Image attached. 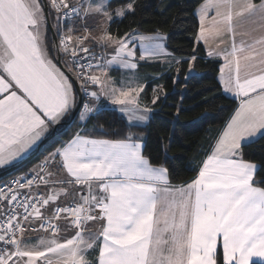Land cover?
I'll return each instance as SVG.
<instances>
[{"label":"snow or ice","instance_id":"6c2138e0","mask_svg":"<svg viewBox=\"0 0 264 264\" xmlns=\"http://www.w3.org/2000/svg\"><path fill=\"white\" fill-rule=\"evenodd\" d=\"M136 8V0L114 11L110 0H0V169L20 167L76 113L81 121L41 163L0 185V264H264V162L245 153L264 139V0H203L195 13L194 40L223 60L220 83L239 105L180 184L133 130L154 111L136 72L141 61L172 57L178 78L198 57L176 59L159 29L113 34L110 22ZM245 20L251 30H240ZM114 66L128 78L117 83ZM161 95L157 85L151 105ZM102 98L126 117L120 130L88 127ZM40 231L47 235H28Z\"/></svg>","mask_w":264,"mask_h":264},{"label":"trees","instance_id":"16d2710c","mask_svg":"<svg viewBox=\"0 0 264 264\" xmlns=\"http://www.w3.org/2000/svg\"><path fill=\"white\" fill-rule=\"evenodd\" d=\"M127 2L128 0H110L113 11ZM136 2L134 16L123 20L114 18L110 22L109 28L113 34L123 36L132 29L154 34L156 29H159L168 36L166 47L173 55L188 57L195 50L198 57L194 64L195 74L188 77V65L184 63L180 66L177 80L175 69L165 68L161 63H143L138 68L143 76L161 74L156 81H160L167 95H161L157 104L151 105L154 81L152 78L147 81L143 96L154 111L148 124L133 130L142 135L145 155L150 157L153 163L166 162L172 174L173 184L184 183L196 175L195 170L210 152V146L235 110L237 102L222 91L218 80L221 62L209 58L204 46L194 40L198 30L195 11L203 0H136ZM49 36L52 37L50 31ZM94 48L97 55H100V50L96 46ZM79 123L81 122L78 114L76 119L50 141L37 157L0 179V183L27 173L49 151L68 139ZM125 123L126 120L120 113L105 107L88 127L103 124L106 128L112 126L115 130H120ZM59 129H62V126ZM245 153L248 159L258 164L264 162V139L247 146Z\"/></svg>","mask_w":264,"mask_h":264},{"label":"rangeland","instance_id":"374dc122","mask_svg":"<svg viewBox=\"0 0 264 264\" xmlns=\"http://www.w3.org/2000/svg\"><path fill=\"white\" fill-rule=\"evenodd\" d=\"M118 19H120V18H118ZM89 24L90 25H92V26H94L95 24H96V21H93V20H90L89 21ZM140 32V31H139ZM142 34H144V35H152V34H147V33H144V32H141ZM95 34H99V30H97V33H95ZM96 45L93 43V44H90V47H95ZM168 50V49H167ZM109 51V53L111 52V49H109L108 50ZM137 51L139 52V48L137 47ZM169 51V50H168ZM170 52V51H169ZM171 53V52H170ZM176 59H181V58H184V57H180V56H175V55H173ZM172 59V57H168V58H165V59H163V60H158V61H151V60H149V61H141L140 62V64H143V63H161L162 65H163V67H165V68H169V63H168V61L169 60H171ZM172 68H176V65L173 63L172 64V66H171ZM139 68V67H138ZM176 72V71H175ZM193 74H195V72L193 71L191 74H188V77L189 76H191V75H193ZM109 75L117 82V83H119L121 80H125V79H127L128 78V76L130 75V74H128L125 70H123V69H120L118 66H114L113 67V69L112 70H110V72H109ZM160 76H161V74H154V75H151L150 77H147V76H143L140 72H139V70H137V72H136V77H138L139 78V82L140 83H143V84H145L146 85V87H145V91H146V88H147V84H148V82L147 81H149L150 80V78H152L153 79V81H154V86H153V89L154 88H156V86L157 85H161V83H160V81H156V79H158V78H160ZM178 78H179V76H178ZM177 78V76H176V80L178 79ZM152 81V82H153ZM145 91H144V93H145ZM144 93H142L141 95L143 96L144 95ZM153 95V94H152ZM105 102H106V104H105V107H109L110 105H108V102L105 100ZM107 105V106H106ZM110 108H111V106H110ZM126 118V117H125ZM150 119V118H149ZM149 122V121H148ZM148 124V123H147ZM143 126H145V125H143ZM45 235H47V234H44V235H42V236H45ZM33 239L34 238H37V237H32Z\"/></svg>","mask_w":264,"mask_h":264},{"label":"water","instance_id":"95a60500","mask_svg":"<svg viewBox=\"0 0 264 264\" xmlns=\"http://www.w3.org/2000/svg\"><path fill=\"white\" fill-rule=\"evenodd\" d=\"M51 32V31H50ZM51 36H53L52 32H51ZM54 38V37H53ZM58 67L61 68L62 71L65 72L66 75H68L70 78H72L74 76L73 73L69 72L67 68L64 67L63 61H58L57 62ZM79 83H74V88L79 91ZM79 113H76L70 120H68L67 122H63L62 123V129H59V126L56 127V129H53L52 132L50 133V136L48 139H46L44 142H42L41 146L39 147L38 150H36L31 156L30 158L26 159L24 161V163L18 167V168H12L10 171H2L0 172V179H2L3 177H6L8 175H10L11 173H14L15 171L19 170L21 167H23L24 165H26L28 162H30L31 160H33L35 157H37L44 149V147L50 142L52 141L54 138H56L62 131H64L77 117Z\"/></svg>","mask_w":264,"mask_h":264},{"label":"crops","instance_id":"0c3cea01","mask_svg":"<svg viewBox=\"0 0 264 264\" xmlns=\"http://www.w3.org/2000/svg\"><path fill=\"white\" fill-rule=\"evenodd\" d=\"M201 6V5H200ZM200 6L196 9V11H195V13H197V11H198V9L200 8ZM197 16V15H196ZM197 18H198V16H197ZM253 27V25L252 24H250L248 21H242V23H241V29L240 30H242V31H245V30H251V28ZM254 35L255 34H258V33H253ZM238 39H239V37H238ZM203 46H204V48H205V51H206V54H207V51H208V49L205 47V45H204V43L203 42H200ZM221 47H223V45H221ZM208 56V55H207ZM210 58V57H209ZM211 59H215V60H218V61H220L221 62V65H220V67L223 65V60L222 59H218V58H211ZM58 66V65H57ZM219 78H220V72H219V76H218V80H219ZM219 83H220V80H219ZM220 85H221V87H222V91H223V85L220 83ZM223 93L226 95V96H228V97H231V98H233L236 102H237V104H236V108L238 107V105H239V100L238 99H236L233 95H231V94H227V93H225L224 91H223ZM101 103L103 104V105H105L106 104V102H105V100H103V98H102V100H101ZM107 106V105H106ZM110 107V106H109ZM235 108V109H236ZM235 111V110H234ZM234 111L232 112V114L234 113ZM231 114V115H232ZM151 116V115H150ZM125 118V117H124ZM125 120H126V118H125ZM81 122V121H80ZM225 126V125H224ZM60 127V126H59ZM51 132H52V130H51ZM50 132V133H51ZM35 152V151H34ZM33 152V153H34ZM32 153V154H33ZM31 154V155H32ZM44 159V158H43ZM43 159L39 162V163H41L42 161H43ZM39 163H36L35 165H33L30 169H32L33 167H35L37 164H39ZM29 169V170H30ZM1 171H4V169H0V172ZM41 191H43V189H41ZM41 235V234H40ZM42 236V235H41ZM35 240V239H34ZM255 259V258H254Z\"/></svg>","mask_w":264,"mask_h":264},{"label":"built area","instance_id":"2783aa9c","mask_svg":"<svg viewBox=\"0 0 264 264\" xmlns=\"http://www.w3.org/2000/svg\"><path fill=\"white\" fill-rule=\"evenodd\" d=\"M13 179V178H12ZM11 180V179H9ZM8 181V180H7ZM6 182V181H5ZM5 182H1L0 185L4 184ZM44 235L46 233H44L43 231H40V232H32V233H29L28 235Z\"/></svg>","mask_w":264,"mask_h":264}]
</instances>
